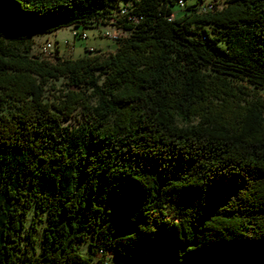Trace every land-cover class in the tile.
Returning <instances> with one entry per match:
<instances>
[{"label": "trees", "instance_id": "16d2710c", "mask_svg": "<svg viewBox=\"0 0 264 264\" xmlns=\"http://www.w3.org/2000/svg\"><path fill=\"white\" fill-rule=\"evenodd\" d=\"M185 1L0 0V264H264V0Z\"/></svg>", "mask_w": 264, "mask_h": 264}, {"label": "rangeland", "instance_id": "374dc122", "mask_svg": "<svg viewBox=\"0 0 264 264\" xmlns=\"http://www.w3.org/2000/svg\"><path fill=\"white\" fill-rule=\"evenodd\" d=\"M222 1V0H221ZM193 0H186L185 4L192 3ZM220 4V3H219ZM217 4V8H220ZM173 11L177 12L179 15L182 14V7L175 4L172 7ZM87 35V38H82L81 34ZM127 36L126 31L120 33V38ZM49 42L52 45V50L50 52H42V46ZM4 44L7 48L13 49L19 52L28 49V55L32 57H37L39 59H44L49 62L55 61V57H79L85 53V51H90V53L97 52H113L117 47V41H113L104 37L103 34L96 28L92 27H82V26H69L57 29L50 33H35L32 36L23 40H4ZM51 92L48 93L51 97ZM78 123V117H71L69 119L63 120L64 127H73ZM29 219V216H28ZM80 250L83 255L88 252L87 241H82L78 243ZM106 264H118L114 262H109Z\"/></svg>", "mask_w": 264, "mask_h": 264}, {"label": "built area", "instance_id": "2783aa9c", "mask_svg": "<svg viewBox=\"0 0 264 264\" xmlns=\"http://www.w3.org/2000/svg\"><path fill=\"white\" fill-rule=\"evenodd\" d=\"M215 0H207L203 5H201L199 8H207V7H213ZM180 6H183V3H179ZM128 13V10L124 7L120 8V11L118 15L121 17L123 15H126ZM128 21L130 22H137L139 17L136 16H128L127 17ZM95 28L100 31L104 37H107L108 39H111L113 41H118L120 38V33L124 32L120 27L116 26V23L113 19H110L105 25H97ZM82 38H87V35L82 33L81 34ZM52 45L47 42L42 46V52H50L52 50ZM101 252V251H100Z\"/></svg>", "mask_w": 264, "mask_h": 264}, {"label": "bare ground", "instance_id": "6f19581e", "mask_svg": "<svg viewBox=\"0 0 264 264\" xmlns=\"http://www.w3.org/2000/svg\"><path fill=\"white\" fill-rule=\"evenodd\" d=\"M209 8V7H208Z\"/></svg>", "mask_w": 264, "mask_h": 264}]
</instances>
